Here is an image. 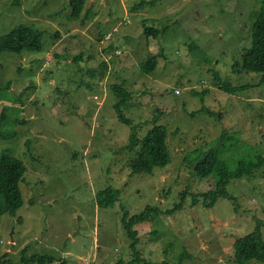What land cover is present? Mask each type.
I'll list each match as a JSON object with an SVG mask.
<instances>
[{"label": "rangeland", "instance_id": "1", "mask_svg": "<svg viewBox=\"0 0 264 264\" xmlns=\"http://www.w3.org/2000/svg\"><path fill=\"white\" fill-rule=\"evenodd\" d=\"M141 1L87 0L73 19L70 0H0V35L20 24L45 32L41 52L0 55V126L17 131L13 140L0 137V154L7 149L26 167L24 205L16 217L0 214L4 261L51 255L57 262L47 264L129 262L124 213L148 206L161 210L136 226L138 249L149 261L177 264L183 255L182 264H239L236 240L259 223L264 235V166L233 180L228 192L235 200L219 199L212 208L200 195L214 178L194 170L195 151H221L224 133L221 156L232 168L264 156L262 74L237 75L232 67L251 46L261 0H163L132 12ZM143 19L164 33L147 36ZM150 56L159 60L147 73L142 65ZM216 73L251 88L224 92ZM116 85L132 94L123 111L140 138L155 123L168 129L172 161L151 175L130 166L135 153L125 148L133 130L117 118ZM108 187L120 199L101 208L96 196ZM185 192L183 208L168 214Z\"/></svg>", "mask_w": 264, "mask_h": 264}, {"label": "trees", "instance_id": "2", "mask_svg": "<svg viewBox=\"0 0 264 264\" xmlns=\"http://www.w3.org/2000/svg\"><path fill=\"white\" fill-rule=\"evenodd\" d=\"M163 0H142L136 3L131 8L133 12L140 11L146 7L154 8ZM87 0H70L71 17L79 19L84 12ZM145 33L147 36L157 37L161 29L149 27L148 23L144 24ZM45 32L25 24H20L13 28L9 33L0 35V55L2 53H15L22 55L24 53L41 52L44 48L43 38ZM157 57L150 56L142 65V69L147 72H153L157 68ZM235 74L241 75L244 72H253L262 74L261 83H264V0H261V8L256 21L252 27L251 46L243 48L240 57L235 59L233 64ZM216 85L224 92L236 94L240 91L251 88L246 86H233L230 82L222 80L219 74L216 73ZM115 93L119 100L115 106L117 118L122 123L132 127L133 133L130 136V143L125 148L126 150L135 153V157L130 162V166L134 174L146 173L153 174L156 167H165L172 161V156L168 147V129L163 124L155 123L147 134L140 138L137 134L138 125L128 118L123 107L129 105V99L132 94L120 85L114 87ZM206 109H202V112ZM5 118V115H3ZM0 137L5 140H13L17 138L15 129L7 132L2 131L0 126ZM228 134L224 133L219 139V149L211 148L205 154L201 151H195V157L199 161L194 166V170L200 178L213 177L215 185L212 189L200 196L204 197V203L207 207H214L219 199L226 198L235 200L229 194L228 186L233 180L243 179L253 175V173L264 166V156L261 154L254 155L253 159H239L234 168L231 167L229 160L222 158L224 153L225 142L229 141ZM222 155V156H221ZM26 167L22 160L12 156L7 149L0 154V214L16 217L17 212L24 205L23 192L20 184L25 180ZM186 192L183 194V201L168 214H174L176 211L183 208V203L186 198ZM96 200L101 208L113 207L120 199V191L112 187H108L97 193ZM199 200V195L194 196L193 202L196 204ZM158 207L148 206L146 209L135 215L124 213L122 222L132 240L131 248L134 258L129 262L123 259L118 260L115 264H170L167 261L153 262L146 260L138 249L140 243L139 232L136 226L145 222H152L160 214ZM17 221H20L19 219ZM235 259L239 264H250L253 261H258L264 264V235L262 225L259 223L254 230L236 240L234 244ZM184 256L180 257L177 264H182ZM55 263L57 259L51 255H33L30 258H23V264H47ZM0 264H11L10 261H4L0 257Z\"/></svg>", "mask_w": 264, "mask_h": 264}, {"label": "bare ground", "instance_id": "3", "mask_svg": "<svg viewBox=\"0 0 264 264\" xmlns=\"http://www.w3.org/2000/svg\"><path fill=\"white\" fill-rule=\"evenodd\" d=\"M133 7V6H132ZM132 10V9H131ZM132 12H133V10H132ZM135 12V11H134ZM144 20V19H143ZM147 20H151V19H147ZM147 20H144L145 22L147 21ZM147 23H149L148 21H147ZM145 24V23H144ZM145 26V25H144ZM164 29V28H163ZM164 33V32H163ZM161 34V33H160ZM105 39V38H104ZM106 40H107V38H106ZM119 51V50H118ZM159 56V55H158ZM110 57V56H109ZM108 57V58H109ZM147 60V59H146ZM159 60V59H158ZM78 61V60H77ZM144 71V70H143ZM151 73V72H150ZM179 91V90H178ZM178 93V92H177ZM7 131V130H6ZM168 141V140H167ZM259 170V169H258ZM56 258V257H55ZM49 263H51V262H49ZM83 264H91L90 262H88V261H84L83 262Z\"/></svg>", "mask_w": 264, "mask_h": 264}]
</instances>
